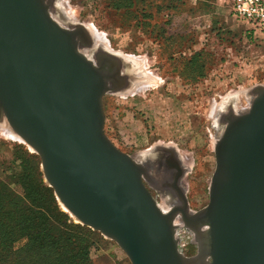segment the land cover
Instances as JSON below:
<instances>
[{"label":"water","instance_id":"1","mask_svg":"<svg viewBox=\"0 0 264 264\" xmlns=\"http://www.w3.org/2000/svg\"><path fill=\"white\" fill-rule=\"evenodd\" d=\"M51 10L61 13L55 0H0V121L39 155L64 208L115 241L131 264H264V86L248 91L246 112L228 106L220 114L209 202L192 211L181 189L161 185L175 168L167 159L168 172L150 183L149 168L105 132L104 96L132 89L133 62L103 47L97 61L88 58L79 48L93 45L85 26ZM176 170L174 181L184 175ZM150 189L173 191L182 204L164 210ZM182 226L193 233L195 255L179 248Z\"/></svg>","mask_w":264,"mask_h":264},{"label":"rangeland","instance_id":"2","mask_svg":"<svg viewBox=\"0 0 264 264\" xmlns=\"http://www.w3.org/2000/svg\"><path fill=\"white\" fill-rule=\"evenodd\" d=\"M138 1L55 0L68 21L88 29L95 46L133 62L139 88L104 96L107 136L133 155L157 146L173 147L184 155L191 170L188 202L196 212L209 202L214 144L223 131L220 114L228 106L246 108L248 91L264 86V32L237 18L231 0ZM31 163L50 187L39 155L1 121L0 182L9 193L24 195L22 185L10 175L24 165L30 169ZM202 165L209 170L205 175ZM150 191L161 202L162 195ZM54 196L71 220L81 224ZM41 203L50 208L48 196L43 195ZM97 234L98 245L91 251L96 264H131L115 241ZM177 236L186 256L197 253L191 230L178 227ZM26 242L27 237H21L14 250Z\"/></svg>","mask_w":264,"mask_h":264},{"label":"trees","instance_id":"3","mask_svg":"<svg viewBox=\"0 0 264 264\" xmlns=\"http://www.w3.org/2000/svg\"><path fill=\"white\" fill-rule=\"evenodd\" d=\"M30 165L34 168L24 165L10 175L22 185L23 196L9 193L0 182V264H96L91 251L98 245L97 232L74 223L42 182L39 167ZM43 195L50 208L41 203ZM21 237H27L26 244L14 250Z\"/></svg>","mask_w":264,"mask_h":264},{"label":"flooded vegetation","instance_id":"4","mask_svg":"<svg viewBox=\"0 0 264 264\" xmlns=\"http://www.w3.org/2000/svg\"><path fill=\"white\" fill-rule=\"evenodd\" d=\"M130 74H131V72H130ZM160 148H162V147H157V149H155V151L153 153H151L152 154L151 155L152 156L151 159L153 160V162L154 163L156 161H158V163L160 162L161 163V167H160V164H159L156 167L155 172L150 171L149 182L150 183H152V182L156 183L157 181H161L163 179L165 171L168 172L167 168H165V165H164V159L165 160L167 159V165L168 166H172V167L174 166L175 168L174 169H170L172 171H169L167 173L166 177L162 180L163 183L161 185L163 186V184L165 185V183H166V185L168 184L170 186V182H172L173 184H175V187L181 189L183 195L186 197V200L188 202L187 193L189 192V190L191 188V186H190L191 185V180L188 179L190 171H191L190 169H188V167H190L188 165L189 164L188 163L189 160L184 155L180 154L176 149H172V151L174 150L175 154H169L167 152H163V154H162V153L159 152ZM171 148H173V147H171ZM191 160L193 161V159H191ZM185 163H186V165H185ZM179 165L182 167V171L184 172V175H183L182 179L180 178V179H178V181H174L173 180L174 176L176 174H178V172H179V171L176 170V168ZM206 166L202 165L201 172H205V173H202L203 175H205L207 171L209 172V170L206 169ZM159 175H162V176L159 177ZM167 194L164 197H169L170 199L174 200L172 206H179V205L182 204V200L180 199L181 197L179 196L180 197L179 198L176 193H174L173 191H169ZM164 197H162V200H163ZM162 200H161V202H162ZM188 206L190 208L189 202H188ZM178 216H180V215H178ZM180 218H181V216H180Z\"/></svg>","mask_w":264,"mask_h":264},{"label":"bare ground","instance_id":"5","mask_svg":"<svg viewBox=\"0 0 264 264\" xmlns=\"http://www.w3.org/2000/svg\"><path fill=\"white\" fill-rule=\"evenodd\" d=\"M51 14L54 18H56L57 20L61 21L62 20V16L60 13H57L56 10H51ZM63 23H66L65 21H63ZM69 24V23H68ZM73 25V24H72ZM86 28V27H85ZM87 29V28H86ZM88 30V29H87ZM89 32V31H88ZM90 35V33H89ZM91 37V36H90ZM92 44L93 45H85L84 43H80V51L85 55L87 56L88 58L90 59H93L94 61H97V48H99V46L97 47V45L95 46L94 44V40L92 38ZM95 46V47H94ZM127 72H124L125 74L124 75V79L126 81H128V77L130 75H132V72H131V69L130 68H127L126 69ZM131 72V74H130ZM139 81V80H138ZM138 81H134V85L132 86H135V88H139L138 87ZM130 83V82H128ZM253 97L251 98V100H249V104L251 103ZM249 106V105H248ZM248 108V107H247ZM247 108H245L243 111L246 112ZM216 116V115H215ZM5 121V120H3ZM222 121V119H221ZM1 122V121H0ZM223 127H224V124H223V121L221 122ZM149 154L146 155L145 154H142V153H136L135 155L132 154L133 158L137 161V162H140L142 164H144L146 167L149 168L150 171L152 172H155V169L156 167L160 164V167H161V163L158 161H156L155 163L153 162V160L151 159L152 156H149ZM168 195V194H167ZM174 200H171L169 197H164L162 202H160V207L164 210H168L172 207V204H173ZM183 220L180 218V216H176L175 220H174V225L175 227H177L180 223H182ZM202 231L204 232L205 231V228H201Z\"/></svg>","mask_w":264,"mask_h":264},{"label":"built area","instance_id":"6","mask_svg":"<svg viewBox=\"0 0 264 264\" xmlns=\"http://www.w3.org/2000/svg\"><path fill=\"white\" fill-rule=\"evenodd\" d=\"M234 15L264 32V0H231Z\"/></svg>","mask_w":264,"mask_h":264}]
</instances>
